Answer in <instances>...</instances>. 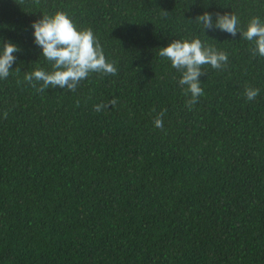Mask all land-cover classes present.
<instances>
[{
    "label": "trees",
    "instance_id": "1",
    "mask_svg": "<svg viewBox=\"0 0 264 264\" xmlns=\"http://www.w3.org/2000/svg\"><path fill=\"white\" fill-rule=\"evenodd\" d=\"M57 10L114 73L74 90L23 79L50 70L30 22ZM203 11L243 28L264 0H0V39L20 49L0 79V264H264V56L203 29ZM193 36L227 60L200 65L189 106L157 47Z\"/></svg>",
    "mask_w": 264,
    "mask_h": 264
},
{
    "label": "clouds",
    "instance_id": "2",
    "mask_svg": "<svg viewBox=\"0 0 264 264\" xmlns=\"http://www.w3.org/2000/svg\"><path fill=\"white\" fill-rule=\"evenodd\" d=\"M204 28L215 27L235 37L239 36L252 43V51L258 56H264V20L258 16L249 18L245 27H238L237 16L234 13H217L215 19L208 11H203L195 17ZM32 43L38 48V56L50 62V70L35 67L25 72V81L39 82L37 90L53 87L74 90L77 83L91 72L114 73V65L105 59L100 43L96 40L91 28H78L70 16L57 10L51 14L43 13L30 22ZM157 54L166 57L170 65L176 68L180 75L177 80L185 93H190L185 100L186 105L196 102L203 89L199 77L202 75L200 65L209 64L213 68L222 67L227 60L224 51L217 50L202 43L198 36L191 39H171L159 46ZM20 51L17 43L0 39V79L9 75L16 52ZM257 88L245 87L246 99L254 98ZM115 98L108 103L114 104ZM106 106V105H105ZM97 103L93 108L101 110ZM160 113L153 119L155 127L162 126Z\"/></svg>",
    "mask_w": 264,
    "mask_h": 264
}]
</instances>
